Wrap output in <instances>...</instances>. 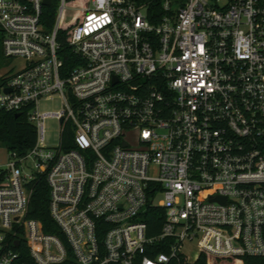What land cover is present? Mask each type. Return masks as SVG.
<instances>
[{
    "label": "built area",
    "instance_id": "1",
    "mask_svg": "<svg viewBox=\"0 0 264 264\" xmlns=\"http://www.w3.org/2000/svg\"><path fill=\"white\" fill-rule=\"evenodd\" d=\"M42 2L0 0L2 56L21 61L0 112L36 134L0 165V264L264 257V0H57L50 29ZM38 180L60 236L26 217Z\"/></svg>",
    "mask_w": 264,
    "mask_h": 264
},
{
    "label": "trees",
    "instance_id": "2",
    "mask_svg": "<svg viewBox=\"0 0 264 264\" xmlns=\"http://www.w3.org/2000/svg\"><path fill=\"white\" fill-rule=\"evenodd\" d=\"M56 3L57 0H51V3L42 10V22L47 29H50L54 22ZM14 114L0 112V144L5 146L7 152H16L18 156H22L34 146L36 134L34 126L27 122L24 112L17 117ZM32 190L26 217L40 221L45 233L60 236L57 226L48 213L49 194L44 180L34 182ZM162 217L160 209H151V215L146 216L149 234L158 233ZM17 251L21 257H26V251L22 244ZM158 251L163 250L159 249ZM196 264H207V256L202 254ZM214 264H264V257L216 258Z\"/></svg>",
    "mask_w": 264,
    "mask_h": 264
},
{
    "label": "rangeland",
    "instance_id": "3",
    "mask_svg": "<svg viewBox=\"0 0 264 264\" xmlns=\"http://www.w3.org/2000/svg\"><path fill=\"white\" fill-rule=\"evenodd\" d=\"M78 8L77 3L74 1L73 4L66 3V9L64 10L63 16L60 22L68 24L75 16V10ZM81 19V18H80ZM21 66L20 60H6L3 58L0 47V81L3 76L12 74ZM61 109L60 100L57 97H53L48 100H41L37 104V110L40 113H53L58 112ZM58 129L59 124L54 118H47L44 120V143L46 146H55L58 143ZM132 136L128 137L131 142ZM133 144V143H132ZM7 159V150L3 144H0V165H4ZM194 252L190 254V258H193Z\"/></svg>",
    "mask_w": 264,
    "mask_h": 264
},
{
    "label": "water",
    "instance_id": "4",
    "mask_svg": "<svg viewBox=\"0 0 264 264\" xmlns=\"http://www.w3.org/2000/svg\"><path fill=\"white\" fill-rule=\"evenodd\" d=\"M42 4H43L44 6H48V5L50 4V0H43ZM6 91H8V90H6ZM14 115L17 117V116L20 115V113H16V114H14ZM14 245H15V246H18V242L16 241V242L14 243Z\"/></svg>",
    "mask_w": 264,
    "mask_h": 264
}]
</instances>
